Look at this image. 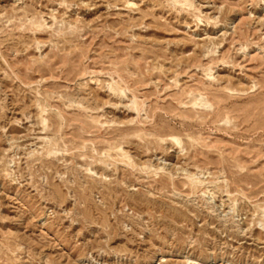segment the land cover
<instances>
[{
    "label": "rangeland",
    "instance_id": "obj_1",
    "mask_svg": "<svg viewBox=\"0 0 264 264\" xmlns=\"http://www.w3.org/2000/svg\"><path fill=\"white\" fill-rule=\"evenodd\" d=\"M0 264H264V0H0Z\"/></svg>",
    "mask_w": 264,
    "mask_h": 264
},
{
    "label": "bare ground",
    "instance_id": "obj_2",
    "mask_svg": "<svg viewBox=\"0 0 264 264\" xmlns=\"http://www.w3.org/2000/svg\"><path fill=\"white\" fill-rule=\"evenodd\" d=\"M165 165H169V164L164 163V164H163V168L165 167Z\"/></svg>",
    "mask_w": 264,
    "mask_h": 264
}]
</instances>
